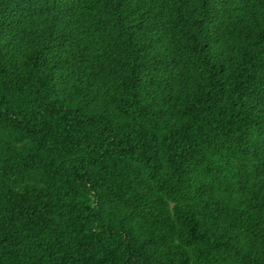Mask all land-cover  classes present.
<instances>
[{"label": "trees", "instance_id": "16d2710c", "mask_svg": "<svg viewBox=\"0 0 264 264\" xmlns=\"http://www.w3.org/2000/svg\"><path fill=\"white\" fill-rule=\"evenodd\" d=\"M0 264H264V0H0Z\"/></svg>", "mask_w": 264, "mask_h": 264}]
</instances>
